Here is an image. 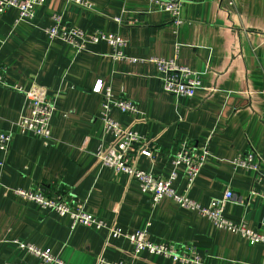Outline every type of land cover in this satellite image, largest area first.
I'll return each instance as SVG.
<instances>
[{
    "label": "crops",
    "instance_id": "obj_1",
    "mask_svg": "<svg viewBox=\"0 0 264 264\" xmlns=\"http://www.w3.org/2000/svg\"><path fill=\"white\" fill-rule=\"evenodd\" d=\"M84 1L90 8L46 0L33 21H20L15 9L0 17V74L9 86L0 84V134H13L9 151L0 150V264H42L19 243L49 250L66 264H94L100 258L183 264L150 252L135 257L125 236L147 225L149 240L193 248L202 264H264V243L252 246L170 198L154 205L136 179L102 166L99 150L117 146L101 117L103 96L93 92L102 81L117 98L137 104V115L111 113L145 139L127 154L136 168L162 181L176 173L173 187L202 206L231 190L226 219L244 221L264 235V0H187L180 27L149 0ZM54 14L88 36L96 31L121 36L129 59L115 60L106 42L78 52L51 40L46 29ZM154 57L175 59L199 72L197 94L185 98L164 92ZM31 90H44L56 100L49 141L17 126L29 115L25 93ZM183 143L196 154L207 151L192 187L185 166L172 163ZM250 151L261 160L258 171L237 169L234 160ZM18 189L61 196L72 207L84 205L123 236L72 227L69 218L17 196Z\"/></svg>",
    "mask_w": 264,
    "mask_h": 264
},
{
    "label": "built area",
    "instance_id": "obj_2",
    "mask_svg": "<svg viewBox=\"0 0 264 264\" xmlns=\"http://www.w3.org/2000/svg\"><path fill=\"white\" fill-rule=\"evenodd\" d=\"M46 0H0V17L9 9H15L19 13L20 21H33L36 17L37 9L45 3ZM67 3L80 8H90V4L84 0H66ZM150 4L157 10L165 12L172 16L173 23L180 27L184 22L181 19L182 8L187 0H149ZM233 5V3H230ZM53 24L46 29V34L51 40L60 39L78 52L83 51L87 44H98L106 42L114 50L115 60L129 59L124 52L126 41L118 35L105 34L96 31L88 36L84 30L69 26L64 23L60 14H54ZM160 71L159 82L164 92L179 97L193 98L197 91L202 87V76L199 72L189 67L180 65L177 61L167 60L162 57L151 58ZM0 84L7 86L0 74ZM22 91L20 88H16ZM23 92V91H22ZM93 92L103 96L101 117L105 125L107 134L115 139V147L101 149L97 153V158L102 166L112 169L118 174H126L139 182L143 193L148 194L154 205L160 203L165 198H170L181 207L197 211L203 217L209 219L212 225L217 229H224L229 232L240 234L246 238L250 245L255 246L264 243V235L249 228L246 222L234 223L226 219L225 208L234 200V193L227 190L224 196L215 198L209 206H202L191 199L186 194H179L173 187V180L176 173L167 180L162 181L151 173L138 169L127 154L135 144H143L144 137L138 132L125 129L119 122L114 120L111 113L114 109L124 114L139 113L138 106L131 100L117 98L112 88L104 86L102 81L95 84ZM28 103L29 115L22 117L17 126L21 133L32 134L49 141L52 138L51 122L55 113L56 100L46 97L44 90H31L25 93ZM13 141L12 133L0 134V150L8 152ZM207 160V151L198 154L192 151L191 146L183 143L179 151L176 152L172 163L175 167L185 166L188 176L189 187L200 176ZM237 169L244 171H258L261 160L256 159L254 151L239 155L233 162ZM264 177V174H263ZM14 193L28 201L37 204L43 211L54 212L61 217H67L71 220L72 227L82 225L96 230H109L111 238L122 237L121 230L109 227L108 224L89 214L84 205L72 207L64 202L61 196L48 197L41 190H15ZM147 225L134 234L125 236L134 248V255L139 256L143 252H150L157 256H164L173 259L175 262L183 264H202L203 258L195 252L193 248L186 246H177L167 243H155L148 239ZM21 249L27 250L31 255L36 256L42 264H66L60 257L55 256L49 250H42L35 246L19 243ZM94 264H129L124 261L108 263L100 258Z\"/></svg>",
    "mask_w": 264,
    "mask_h": 264
}]
</instances>
